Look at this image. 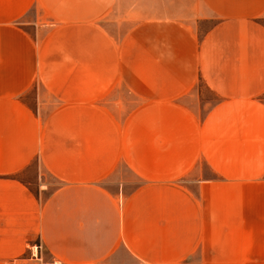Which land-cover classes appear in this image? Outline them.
I'll return each mask as SVG.
<instances>
[{"label": "crops", "instance_id": "1", "mask_svg": "<svg viewBox=\"0 0 264 264\" xmlns=\"http://www.w3.org/2000/svg\"><path fill=\"white\" fill-rule=\"evenodd\" d=\"M245 140L264 0H0V264H264L194 175Z\"/></svg>", "mask_w": 264, "mask_h": 264}, {"label": "rangeland", "instance_id": "2", "mask_svg": "<svg viewBox=\"0 0 264 264\" xmlns=\"http://www.w3.org/2000/svg\"><path fill=\"white\" fill-rule=\"evenodd\" d=\"M34 14V13H32ZM127 28H123L126 30ZM96 29H90V39H96ZM88 31L85 29V35ZM35 89L28 94L33 98ZM32 100V99H31ZM244 145L250 153L246 155L232 154L214 157L217 170H210L205 159L198 162L200 167L194 172L196 178H200L206 184L205 194L210 190H216L217 205V243L219 250L229 249V246H253L264 245V155L257 154L258 145L247 143ZM241 144L235 145L241 148ZM241 150H234V152ZM37 176L36 161L25 172L22 179L35 181ZM52 183L46 194L55 187L56 180L48 176ZM212 181V186L209 180ZM32 190L37 187L31 185ZM211 187V188H210ZM205 199L203 198V202ZM219 251V254H222ZM251 251H245L244 255L253 256Z\"/></svg>", "mask_w": 264, "mask_h": 264}]
</instances>
